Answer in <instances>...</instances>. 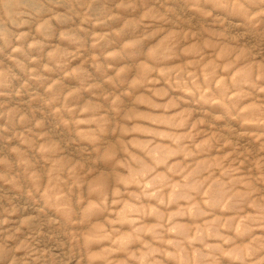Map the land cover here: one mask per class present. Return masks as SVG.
<instances>
[{
  "label": "rangeland",
  "instance_id": "374dc122",
  "mask_svg": "<svg viewBox=\"0 0 264 264\" xmlns=\"http://www.w3.org/2000/svg\"><path fill=\"white\" fill-rule=\"evenodd\" d=\"M0 264H264V0H0Z\"/></svg>",
  "mask_w": 264,
  "mask_h": 264
},
{
  "label": "bare ground",
  "instance_id": "6f19581e",
  "mask_svg": "<svg viewBox=\"0 0 264 264\" xmlns=\"http://www.w3.org/2000/svg\"><path fill=\"white\" fill-rule=\"evenodd\" d=\"M16 1H18V0H16ZM7 8H8V5L6 6ZM230 28V27H229ZM241 33V32H240ZM31 226V225H30ZM28 227H29V225H28Z\"/></svg>",
  "mask_w": 264,
  "mask_h": 264
}]
</instances>
